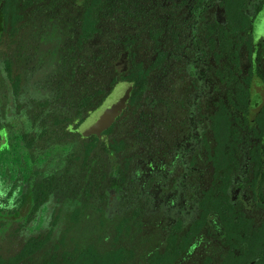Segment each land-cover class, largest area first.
I'll use <instances>...</instances> for the list:
<instances>
[{"label": "rangeland", "instance_id": "obj_1", "mask_svg": "<svg viewBox=\"0 0 264 264\" xmlns=\"http://www.w3.org/2000/svg\"><path fill=\"white\" fill-rule=\"evenodd\" d=\"M243 1L0 0L4 264H264V2Z\"/></svg>", "mask_w": 264, "mask_h": 264}, {"label": "trees", "instance_id": "obj_2", "mask_svg": "<svg viewBox=\"0 0 264 264\" xmlns=\"http://www.w3.org/2000/svg\"><path fill=\"white\" fill-rule=\"evenodd\" d=\"M236 1H237V7L238 8L241 7L242 4L244 3L243 0H236ZM263 2H264V0H263ZM87 36L88 35H82L83 38H87ZM256 56H257L256 60H259L258 55H256ZM226 130H227V137H228L226 147H224L222 145L218 146V155H220L222 160L219 161L218 159H214L212 161L213 166H214V171H215V177H216L217 182L219 183V185H217L216 190H215L216 193H218L217 197H219L218 198L219 200H225L226 199L224 193H225L226 186L229 183V171L232 167V164L235 163L233 153L230 150V148L232 147L231 141L234 137V133H232L233 131L230 129V126L228 124H227ZM84 131H86V130H84ZM90 131H93V130L90 129ZM86 132H89V130ZM262 177H264V176L262 175ZM262 200L264 201V198H262ZM224 222L228 223L227 221H224ZM32 244L33 243L28 242L26 244V246L24 247V249L22 250V252L20 253V256L25 254V252L29 250V248L31 247ZM249 253L252 254L250 251H249ZM84 256H86V261L83 264H110V263H104V259H101L100 256L92 248L85 249L80 254V258H78L79 260L76 259L74 262H72V264H76L77 261H79V263H80L81 257H84ZM0 264H4V262L1 258H0Z\"/></svg>", "mask_w": 264, "mask_h": 264}, {"label": "water", "instance_id": "obj_3", "mask_svg": "<svg viewBox=\"0 0 264 264\" xmlns=\"http://www.w3.org/2000/svg\"><path fill=\"white\" fill-rule=\"evenodd\" d=\"M129 90V84L122 85L115 90V92L102 108V113L95 126L96 130L107 127L113 121L114 117L117 115L125 100L127 99Z\"/></svg>", "mask_w": 264, "mask_h": 264}]
</instances>
